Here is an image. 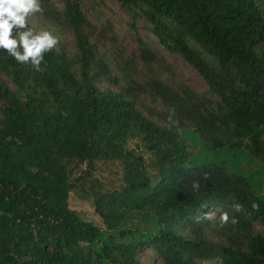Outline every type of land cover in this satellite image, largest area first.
Returning <instances> with one entry per match:
<instances>
[{
    "label": "trees",
    "instance_id": "1",
    "mask_svg": "<svg viewBox=\"0 0 264 264\" xmlns=\"http://www.w3.org/2000/svg\"><path fill=\"white\" fill-rule=\"evenodd\" d=\"M39 2L28 26L59 37L44 70L0 49L11 86L0 79V264H144L143 249L160 264H264V201L225 166L192 165L188 133L207 151L247 149L264 162V0H116L139 59L104 0ZM138 20L204 92L137 33ZM130 140L150 152L151 174ZM98 163L122 170L117 184L87 190L104 229L68 203Z\"/></svg>",
    "mask_w": 264,
    "mask_h": 264
},
{
    "label": "rangeland",
    "instance_id": "2",
    "mask_svg": "<svg viewBox=\"0 0 264 264\" xmlns=\"http://www.w3.org/2000/svg\"><path fill=\"white\" fill-rule=\"evenodd\" d=\"M104 2L114 11L113 18L116 23L117 32L125 44L129 55L139 59L136 35L130 27V18L123 11L116 0H104ZM84 11L87 17L92 19L90 9L86 7ZM136 31L153 48L162 53L169 60V62L175 65L181 80L199 92H204L207 89L204 80L191 66H189L177 54L170 53L161 47L157 39L149 31L148 25L145 21L138 20L136 22ZM101 36L105 40L103 35ZM0 79L7 86L11 87L5 78L0 77ZM188 133L189 136L193 138V143L197 147L195 155L191 159L192 165L204 163L221 164L231 173L245 177L249 181L255 194L264 201V162H261L254 156H251L247 149L221 148L216 151H207L205 146L197 139L196 135L192 131ZM128 148L133 149L136 155L143 159V165L147 168L149 174H151L152 168L149 166L151 163L150 152L143 146L141 141L130 140L128 142ZM84 167V164L81 165L74 175H78L79 171ZM95 167L96 168L92 171L93 178L87 179L84 185L74 188L69 194L68 203L69 207L75 210L81 219L91 222L104 229L101 218L95 213L92 203L88 199L87 190L91 189V187L97 186L96 180H98L101 184L112 182L117 184V181L121 177L122 170L118 163H113L111 166L100 165V163H98V166ZM208 217L213 219L214 213L209 214ZM138 259L144 264H160V262L154 258L152 253L144 249L138 254Z\"/></svg>",
    "mask_w": 264,
    "mask_h": 264
},
{
    "label": "clouds",
    "instance_id": "3",
    "mask_svg": "<svg viewBox=\"0 0 264 264\" xmlns=\"http://www.w3.org/2000/svg\"><path fill=\"white\" fill-rule=\"evenodd\" d=\"M43 11L39 0H0V49L19 63H30L35 71L44 70L40 67L44 54L59 43V37L50 31L42 29L37 32L28 26V18ZM233 208L236 212L241 211L240 205H234ZM229 220V213L222 212L220 227ZM231 223L235 225L238 221L233 217Z\"/></svg>",
    "mask_w": 264,
    "mask_h": 264
}]
</instances>
